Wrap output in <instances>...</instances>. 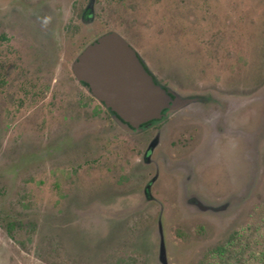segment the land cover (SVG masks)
<instances>
[{"label":"rangeland","instance_id":"rangeland-1","mask_svg":"<svg viewBox=\"0 0 264 264\" xmlns=\"http://www.w3.org/2000/svg\"><path fill=\"white\" fill-rule=\"evenodd\" d=\"M88 1L0 0V264H160V225L168 264H264V0H95L83 23ZM109 31L160 83L245 112V176L238 143L202 137L196 107L141 134L112 122L71 71ZM161 153L191 163L189 190L229 206L184 203L183 172Z\"/></svg>","mask_w":264,"mask_h":264},{"label":"water","instance_id":"water-1","mask_svg":"<svg viewBox=\"0 0 264 264\" xmlns=\"http://www.w3.org/2000/svg\"><path fill=\"white\" fill-rule=\"evenodd\" d=\"M94 0L89 7L93 12ZM77 80L107 108L125 128L138 127L162 117L170 97L155 82L132 45L118 32H106L89 43L71 65ZM157 139L149 146L151 155ZM149 192V187L146 189ZM160 260L168 264L161 225Z\"/></svg>","mask_w":264,"mask_h":264},{"label":"flooded vegetation","instance_id":"flooded-vegetation-1","mask_svg":"<svg viewBox=\"0 0 264 264\" xmlns=\"http://www.w3.org/2000/svg\"><path fill=\"white\" fill-rule=\"evenodd\" d=\"M90 2H91V0L88 1L87 5L84 7V10L82 12L81 21L83 23H88L91 20L90 16L93 12H92V9L89 7ZM93 6H94V3H93ZM137 53H138V51H137ZM139 56L141 57L140 54H139ZM141 60L143 61L145 68L153 76L155 82L158 83L163 89H165L167 91V93L170 97V102H169V105L167 106V108L164 109L161 118L156 119V120H151V121H149L145 124H142L138 127H132L130 125H128L127 128L123 127L120 123L123 121L120 119V122H119L117 120V118L115 117L114 112L111 111L109 108H107L97 98H95L85 88V85L77 80V78L74 76L73 72H72V75L76 79V81L78 83H80L88 93H90V95H92L95 99H97V101H99V103L104 107V109L108 113L109 118L112 120V122L117 127H119L121 130H123L124 132H126L130 135L141 134V133H143L149 129H156L161 121L166 120L168 118H171L174 115H176L177 113H180V112L185 111L187 109H193V107H196L195 109H193V111L195 112V114H193V115H195L196 118L201 120V121H199L201 123V125L199 126L198 130H199V134L200 133L202 134V137H204L205 135L208 137H213L212 141L214 139L220 138L219 139L220 147L226 146L229 141H235V144L238 143V147H237L238 153L237 154H239V155L235 156V157L238 158L239 156H241V162L244 163V166H243L244 174H243V176H245V159H247V163H248L249 156H250V154L249 155L245 154L246 145L248 146L247 148L249 151L251 149L250 148V142L245 141V112L238 111V109L235 110V108L225 109L224 104H222V103L218 102L217 100L211 98V96L208 94H196V93L181 94V93L177 92L175 89H172L171 87H168V86L160 83L156 79L155 75L148 68V66L146 65V63L142 57H141ZM71 71H72V69H71ZM213 105H215V106L213 107ZM215 107H217L218 109H214ZM210 113L214 114V116H212V119H210V118L208 119V117H207ZM230 113H231L230 116L232 118L231 123H232V126L234 128L227 126V115H229ZM203 123H207L211 127H213V125L215 126V130H214L215 133L213 132L212 136H211V132L207 129L209 127V125L205 127L203 125ZM247 126L251 127L249 125H247ZM209 133H210V135H209ZM225 137H230V138L232 137V139H226L225 140L224 139ZM155 139H157V142L154 145V148L151 152V155L148 158H145V154H146L147 150L149 149V146L154 142ZM212 141H208V140L204 141L203 149L206 148L205 144H208V142L210 144V142H212ZM160 143H161L160 142V132L157 129L156 134L150 140L149 144L146 147L144 155H143V161L147 164L150 163V161H152V163L155 166V170H156V174L150 179L149 183L145 186V189H144L145 193H147L146 189L149 187V192L147 194L150 197H153V195L151 194V185H153V182L156 180L157 173L160 172L158 161L153 160V155H154L156 149L158 148V146L160 145ZM199 155H200V153H199ZM160 158L163 162V166L165 169L173 168V169H171L172 172L173 171L183 172L182 177L180 176V178H179V184H180V186H182L181 198H182V201L184 203H186L189 206H194V207L201 209V210H207V209L224 210L229 206V204H230V202L228 201L229 198L226 199V201H223V203H218V202H215L212 200H210V201L204 200L200 197V195H198L196 192H194V190L193 191L189 190L188 184L192 182V180L195 176V171H194V167H192L190 165L191 163H189L188 160H186V158L174 161L172 163H171V161H169V158L167 157V155L165 153H161ZM196 158L198 160L199 159L202 160V163H204L206 160L212 159V158H200L199 156ZM199 168L201 169L202 167L200 166ZM203 173H204V171H202V173L200 175H198V177H199L198 181H200L201 186H203V188L205 190L207 189L209 192H212V191L214 192V190H215L214 187H217L218 183L215 182V184H213V183L204 182L203 178H202ZM242 182L244 183V181H242ZM239 184L240 183H238V185ZM220 186H227L228 188H231V189L236 187L230 183V177L229 176H228V178H226L225 185H224V183H222V184H220ZM200 188H202V187H200ZM201 193H202V195L205 194V192H203V190L201 191ZM204 196H206V195H204ZM233 198H234L233 195H231L230 200H233ZM158 233H159L158 260L160 261V264H162L161 260H160L161 236H160V232H158Z\"/></svg>","mask_w":264,"mask_h":264},{"label":"trees","instance_id":"trees-1","mask_svg":"<svg viewBox=\"0 0 264 264\" xmlns=\"http://www.w3.org/2000/svg\"><path fill=\"white\" fill-rule=\"evenodd\" d=\"M9 232V231H8Z\"/></svg>","mask_w":264,"mask_h":264}]
</instances>
